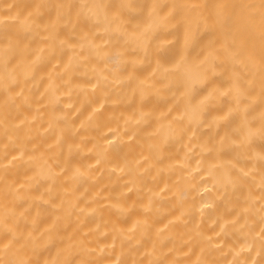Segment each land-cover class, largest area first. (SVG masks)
Returning <instances> with one entry per match:
<instances>
[{
  "label": "bare ground",
  "instance_id": "1",
  "mask_svg": "<svg viewBox=\"0 0 264 264\" xmlns=\"http://www.w3.org/2000/svg\"><path fill=\"white\" fill-rule=\"evenodd\" d=\"M0 264H264V0H0Z\"/></svg>",
  "mask_w": 264,
  "mask_h": 264
}]
</instances>
